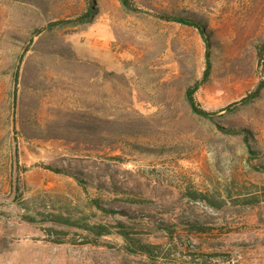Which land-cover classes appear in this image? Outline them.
Wrapping results in <instances>:
<instances>
[{"label":"rangeland","instance_id":"rangeland-1","mask_svg":"<svg viewBox=\"0 0 264 264\" xmlns=\"http://www.w3.org/2000/svg\"><path fill=\"white\" fill-rule=\"evenodd\" d=\"M0 264H264V0H0Z\"/></svg>","mask_w":264,"mask_h":264},{"label":"trees","instance_id":"trees-1","mask_svg":"<svg viewBox=\"0 0 264 264\" xmlns=\"http://www.w3.org/2000/svg\"><path fill=\"white\" fill-rule=\"evenodd\" d=\"M124 5L127 9H133L132 6H130L129 2H124ZM134 10V9H133ZM163 19H166L167 21H172V22H177V23H181L184 25H188V26H193L195 28H197L199 30V32L201 33V35L204 37L206 45H207V50L209 51L211 48V43L209 41V38L207 37V32L206 29L204 28V26L201 24V22H199L196 19H191V18H183V17H176V16H163ZM207 58L209 59V52H207ZM262 88V86H261ZM198 90V86L195 87H190L187 89L186 92V99L187 102L192 110V112L198 116L204 117V118H208V119H212L213 116L215 115L212 112H209L205 109H203L198 102L195 99V94ZM249 150L251 153H256L252 147L249 145ZM57 173H62L61 170H55ZM100 228H102L101 226H88L87 229L90 230L93 233H98L99 235H102L101 232H97L100 230ZM125 239H129V236H127L126 234H123Z\"/></svg>","mask_w":264,"mask_h":264}]
</instances>
